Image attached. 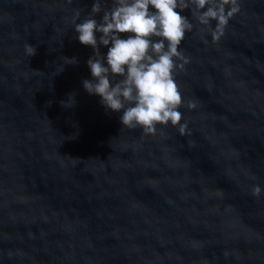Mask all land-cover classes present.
Segmentation results:
<instances>
[{
	"label": "water",
	"instance_id": "water-1",
	"mask_svg": "<svg viewBox=\"0 0 264 264\" xmlns=\"http://www.w3.org/2000/svg\"><path fill=\"white\" fill-rule=\"evenodd\" d=\"M91 3L0 0V264H264V0L218 41L189 17L183 135L84 90Z\"/></svg>",
	"mask_w": 264,
	"mask_h": 264
},
{
	"label": "clouds",
	"instance_id": "clouds-1",
	"mask_svg": "<svg viewBox=\"0 0 264 264\" xmlns=\"http://www.w3.org/2000/svg\"><path fill=\"white\" fill-rule=\"evenodd\" d=\"M240 11V0H92L83 18L79 9L72 18L75 38L92 49L90 78L82 87L99 97L106 112L118 113L121 126L155 134L158 126L171 124L183 135L187 124L176 72L189 61L179 46L193 30L192 19L218 41ZM36 51L26 47L29 57ZM78 63L67 57L65 64ZM260 193L255 186L253 195Z\"/></svg>",
	"mask_w": 264,
	"mask_h": 264
}]
</instances>
